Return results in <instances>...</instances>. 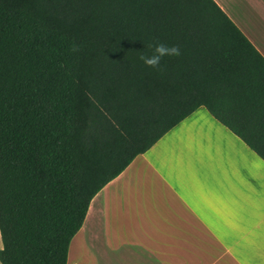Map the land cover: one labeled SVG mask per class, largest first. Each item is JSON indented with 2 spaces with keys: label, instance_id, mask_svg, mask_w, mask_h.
<instances>
[{
  "label": "trees",
  "instance_id": "16d2710c",
  "mask_svg": "<svg viewBox=\"0 0 264 264\" xmlns=\"http://www.w3.org/2000/svg\"><path fill=\"white\" fill-rule=\"evenodd\" d=\"M156 41L181 49L159 70ZM199 106L264 160V57L214 0H0V263L67 264L95 194Z\"/></svg>",
  "mask_w": 264,
  "mask_h": 264
},
{
  "label": "crops",
  "instance_id": "0c3cea01",
  "mask_svg": "<svg viewBox=\"0 0 264 264\" xmlns=\"http://www.w3.org/2000/svg\"><path fill=\"white\" fill-rule=\"evenodd\" d=\"M214 1L264 57V0ZM67 264H264V160L199 106L95 194Z\"/></svg>",
  "mask_w": 264,
  "mask_h": 264
},
{
  "label": "clouds",
  "instance_id": "9594fccd",
  "mask_svg": "<svg viewBox=\"0 0 264 264\" xmlns=\"http://www.w3.org/2000/svg\"><path fill=\"white\" fill-rule=\"evenodd\" d=\"M148 47L151 49V53H141L139 60L152 69L159 70L161 67V61L164 57H177L181 55V49L178 45H168L156 41L148 45ZM79 50L78 45H74L72 48L73 52H78Z\"/></svg>",
  "mask_w": 264,
  "mask_h": 264
}]
</instances>
